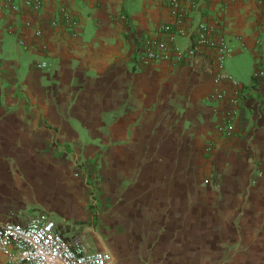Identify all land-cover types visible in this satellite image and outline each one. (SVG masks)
<instances>
[{"label":"crops","instance_id":"0c3cea01","mask_svg":"<svg viewBox=\"0 0 264 264\" xmlns=\"http://www.w3.org/2000/svg\"><path fill=\"white\" fill-rule=\"evenodd\" d=\"M6 2L0 223L48 212L108 264H264V0H201L222 68L207 47L138 66L167 0ZM62 6L73 28L49 24Z\"/></svg>","mask_w":264,"mask_h":264},{"label":"built area","instance_id":"2783aa9c","mask_svg":"<svg viewBox=\"0 0 264 264\" xmlns=\"http://www.w3.org/2000/svg\"><path fill=\"white\" fill-rule=\"evenodd\" d=\"M170 6V20L159 26L161 32L168 36L149 38L144 42L137 55L140 68L151 62L161 60L180 61L184 57H192L201 47L216 50V63L223 67L225 60L232 53V46L224 39H216L211 35V29L202 19L201 0H167ZM5 6L15 10H31L38 12L44 5V0H7ZM194 13L196 20L190 32H186L187 11ZM58 15L50 18L49 24L63 22L68 28L76 24L71 12L62 6ZM188 33V43L184 50H179L173 44L176 35ZM45 66V62H41ZM256 74H259L257 72ZM234 81L222 69L216 75V81ZM223 93L213 94L211 98L222 97ZM235 102L236 99H231ZM0 248L7 254V264H108L111 253L104 250L90 249L77 238L67 237L58 226L56 218L48 212H39L25 221L10 220L0 223Z\"/></svg>","mask_w":264,"mask_h":264}]
</instances>
